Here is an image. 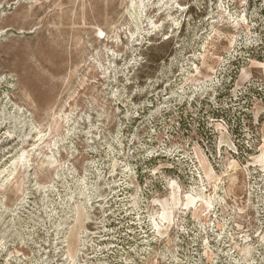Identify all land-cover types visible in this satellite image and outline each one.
I'll list each match as a JSON object with an SVG mask.
<instances>
[{
    "label": "rangeland",
    "instance_id": "obj_1",
    "mask_svg": "<svg viewBox=\"0 0 264 264\" xmlns=\"http://www.w3.org/2000/svg\"><path fill=\"white\" fill-rule=\"evenodd\" d=\"M139 1L0 0V264H264V0Z\"/></svg>",
    "mask_w": 264,
    "mask_h": 264
},
{
    "label": "bare ground",
    "instance_id": "obj_2",
    "mask_svg": "<svg viewBox=\"0 0 264 264\" xmlns=\"http://www.w3.org/2000/svg\"><path fill=\"white\" fill-rule=\"evenodd\" d=\"M139 2H141V4H143V2L140 0ZM39 138V137H38ZM37 142H42V138L40 137L38 140H37ZM26 152V151H25ZM28 154V152H26V153H22L21 154V157H20V159H23L24 157H25V155H27ZM28 156V155H27ZM26 158H28V157H26ZM51 158V157H50ZM263 158H264V155H263ZM262 158V159H263ZM19 160V159H18ZM47 160H48V157H47ZM51 160V159H50ZM56 160V159H55ZM21 160H19L18 162H20ZM17 162V161H16ZM15 162V163H16ZM27 163V162H26ZM22 165V164H21ZM20 165V166H21ZM52 166V165H51ZM48 167V166H47ZM17 168H18V163L14 166V168H13V172L15 173V171L17 170ZM208 170V169H207ZM209 171L210 172H212V170L209 168ZM80 199H82V198H80ZM79 199V200H80ZM99 200V199H98ZM83 201V200H82ZM207 201V200H206ZM189 204H192V202L191 201H188L186 204H185V207L186 208H188L189 207ZM200 211L199 212H197L196 214L197 215H200V213H202L203 211H204V213H206V211H207V209L208 208H210V204L209 203H206V208H205V206H204V204H203V202H201V204H200ZM209 213V212H208ZM164 215V214H163ZM171 216V215H170ZM169 219H170V217H168ZM167 218H166V214L164 215V216H161L160 217V220H161V222H163L164 220H166ZM171 221V220H170ZM154 223V226H155V228L157 229V230H159V226H158V224L154 221L153 222ZM170 224V223H169ZM161 228V227H160ZM159 235H161L162 236V234L160 233V232H157ZM103 240H106V239H103ZM243 253V252H242Z\"/></svg>",
    "mask_w": 264,
    "mask_h": 264
},
{
    "label": "trees",
    "instance_id": "obj_3",
    "mask_svg": "<svg viewBox=\"0 0 264 264\" xmlns=\"http://www.w3.org/2000/svg\"><path fill=\"white\" fill-rule=\"evenodd\" d=\"M263 14H264V11H263Z\"/></svg>",
    "mask_w": 264,
    "mask_h": 264
}]
</instances>
